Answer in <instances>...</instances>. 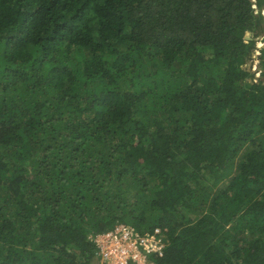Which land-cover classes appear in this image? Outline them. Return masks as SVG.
Segmentation results:
<instances>
[{
	"label": "trees",
	"instance_id": "1",
	"mask_svg": "<svg viewBox=\"0 0 264 264\" xmlns=\"http://www.w3.org/2000/svg\"><path fill=\"white\" fill-rule=\"evenodd\" d=\"M263 10L0 0V264H100L120 223L156 264H264Z\"/></svg>",
	"mask_w": 264,
	"mask_h": 264
},
{
	"label": "built area",
	"instance_id": "2",
	"mask_svg": "<svg viewBox=\"0 0 264 264\" xmlns=\"http://www.w3.org/2000/svg\"><path fill=\"white\" fill-rule=\"evenodd\" d=\"M100 264H156L151 256H163L165 237L158 233H140L120 223L112 230L91 235Z\"/></svg>",
	"mask_w": 264,
	"mask_h": 264
},
{
	"label": "rangeland",
	"instance_id": "3",
	"mask_svg": "<svg viewBox=\"0 0 264 264\" xmlns=\"http://www.w3.org/2000/svg\"><path fill=\"white\" fill-rule=\"evenodd\" d=\"M253 1H255V0H253ZM262 14L264 15V10L262 11ZM247 36H248V34H247ZM257 40H258L257 48L260 49V48H262L264 46V44H263V41H262L261 37L258 38ZM259 55H260V52L256 51L254 56H253V61H250L247 64L248 69H250L253 73H256V77L257 78L259 77V71H260L259 61H258Z\"/></svg>",
	"mask_w": 264,
	"mask_h": 264
},
{
	"label": "water",
	"instance_id": "4",
	"mask_svg": "<svg viewBox=\"0 0 264 264\" xmlns=\"http://www.w3.org/2000/svg\"><path fill=\"white\" fill-rule=\"evenodd\" d=\"M245 39H246V41H251L252 40V33H249Z\"/></svg>",
	"mask_w": 264,
	"mask_h": 264
}]
</instances>
